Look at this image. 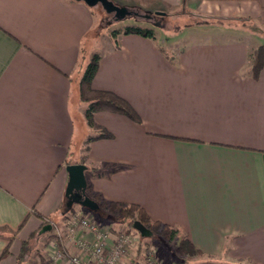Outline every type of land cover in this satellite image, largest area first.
Instances as JSON below:
<instances>
[{"label":"crops","instance_id":"crops-1","mask_svg":"<svg viewBox=\"0 0 264 264\" xmlns=\"http://www.w3.org/2000/svg\"><path fill=\"white\" fill-rule=\"evenodd\" d=\"M112 1L248 26L235 37L224 27L226 38L182 43L186 30L219 31L214 22L191 26L167 38L168 50L157 33L91 41L96 21L83 1L0 0V264H20L23 242L45 219L40 236L55 225L65 230L70 214L49 217L67 199L66 162L72 153L79 161L97 134L80 98L95 53L94 88L128 100L140 121L94 114L112 134L90 144L94 190L177 227L201 250L194 260L264 264V69L258 79L250 72L252 52L264 43V0ZM64 232L63 246L73 248Z\"/></svg>","mask_w":264,"mask_h":264},{"label":"rangeland","instance_id":"rangeland-1","mask_svg":"<svg viewBox=\"0 0 264 264\" xmlns=\"http://www.w3.org/2000/svg\"><path fill=\"white\" fill-rule=\"evenodd\" d=\"M117 4V3H116ZM91 10L93 11L94 17H95V29L91 31L90 37L91 41H93V37L100 34L103 36H112V32L115 29H122L129 25H138L141 27H147V28H153L157 35L159 36L157 40L161 44L164 43V46L170 50L171 45L167 42V38H171L174 34L179 32L180 30L184 31L186 28L191 26L200 25L202 23L208 24L210 22H214L216 26H219V31L214 30L212 32H204L199 31L196 28L186 30L183 32L181 38L182 43H186L189 40H201L205 38H226L228 35L231 37H235L239 35V31L235 30L238 26L247 25V24H240L238 22H233L230 19H210L208 22H206L205 19L201 17H197L192 15L191 13L185 12L184 9H180L177 11H166V15H156L155 12L151 14L152 16H148V13L144 10L139 9L138 7H130V10L136 11L137 14H131L127 17L116 20L115 16L112 14H108L104 8L101 5H97L95 7H91ZM164 25V27L162 26ZM248 26V25H247ZM224 27L234 28L233 32L231 30H222ZM227 29V28H226ZM212 30V29H211ZM191 31V32H190ZM224 31L228 32L227 34H224ZM227 35V36H225ZM100 47H97V50H99ZM82 154L86 153L84 149L81 150ZM79 160L82 157V155H76ZM67 199H64V202L62 205L66 206ZM75 210L81 211L84 209L80 205H75ZM74 210V211H75ZM91 212V211H90ZM58 215L54 216L53 220H58L61 215L60 212H58ZM93 216L100 221L103 225H106L110 228V231L113 234H120L122 232H127L133 234V242L132 245H130L129 250L126 252L127 255H124L122 258V262L119 264H134L135 258H137L136 255H141L142 259L140 264H144V261L146 257H148L150 254L153 256L154 260H156L159 264H182L183 259H186V256L182 255L178 249V243L176 240L167 243L164 242L163 239L160 237H154V236H147L145 238H141L138 231L132 230L130 228H127V226L122 223L121 221L115 220L112 216H106L102 217L98 212H91ZM65 219L67 217H64ZM47 222H49L47 219H45L40 226V228L34 232L27 240L29 241L28 244V253L24 259L20 262V264H43L42 260L40 259V255L44 256L48 259L51 249L49 248V244L51 241L56 240L57 232H53L50 234H44L40 236L39 232L40 229L45 225ZM64 222V221H63ZM64 227V226H63ZM65 228V227H64ZM64 233H66V229L62 230ZM63 241V240H62ZM23 246V245H22ZM109 251V249H108ZM39 254V255H38ZM172 255H175L173 257L174 261L172 260ZM19 256V255H18ZM196 257V256H195ZM187 260V259H186ZM183 264H206L200 262V260H194L193 258L191 260H187L186 263Z\"/></svg>","mask_w":264,"mask_h":264},{"label":"trees","instance_id":"trees-1","mask_svg":"<svg viewBox=\"0 0 264 264\" xmlns=\"http://www.w3.org/2000/svg\"><path fill=\"white\" fill-rule=\"evenodd\" d=\"M143 10V9H141ZM153 14V13H150ZM166 15V14H165ZM164 27V25H162ZM138 34L150 39L155 40L157 38L156 32L153 28L141 27L138 25H129L122 29H115L112 32V37L117 41L119 34ZM101 60V54L95 53L92 55L87 66L85 67L84 73L80 81V98L81 101L86 103V109L84 112L85 119L90 128L94 129L97 134H91L87 137L82 148L86 153L82 154L81 160L76 161L73 158V153L66 162L67 164L71 163H84L87 165L89 160L90 144L95 139L100 138H111L112 134L107 131L105 128L96 124L94 120V114L98 111H111L119 114H124L133 118L136 121H140V117L134 107L130 104L128 100L120 96L119 94L103 89H96L93 86V79L95 78ZM264 69V43L255 48L252 52V65L250 72L253 78L258 79L261 75L260 72ZM88 170L86 171L88 187L87 193L98 202L100 209L97 211L100 216H112L115 220L121 221L124 223L127 228L136 230L134 223L139 221L141 222L148 230H150L151 235L154 237H160L164 242L170 243L176 238L180 237L178 243V249L180 253L186 256L187 260H191L195 256H203L201 250L197 249L186 236L180 235V230L170 224L161 222L159 220H154L148 214V212L139 204L136 203H123L119 201H112L106 199L103 194L94 190L92 182L89 180L88 176L91 173H99L96 168H91L89 165ZM75 207V206H74ZM67 209V206L61 205L60 214L69 215L74 212L75 208ZM86 209V208H84ZM88 210V209H86ZM90 211V210H88ZM92 212V211H91ZM50 221L54 219V216L49 217ZM137 231V230H136ZM141 238L147 236L141 235L138 231ZM56 241L60 247H63L62 238L56 236ZM22 251L19 255L20 262L24 259L28 253V244L29 241L25 240L23 242ZM7 252V250H6ZM134 264L141 263V255H136ZM183 259L182 264L186 263L187 260ZM46 261V260H45Z\"/></svg>","mask_w":264,"mask_h":264},{"label":"built area","instance_id":"built-area-1","mask_svg":"<svg viewBox=\"0 0 264 264\" xmlns=\"http://www.w3.org/2000/svg\"><path fill=\"white\" fill-rule=\"evenodd\" d=\"M63 225L66 237L73 242V248L60 247L56 240L51 241L46 264H90L89 258L95 259L99 264H119L133 242V234H113L108 226L103 225L86 209L72 212ZM55 227L57 235L63 240L62 231L56 225ZM86 234H92V238H87ZM144 264L159 263L150 254Z\"/></svg>","mask_w":264,"mask_h":264},{"label":"water","instance_id":"water-1","mask_svg":"<svg viewBox=\"0 0 264 264\" xmlns=\"http://www.w3.org/2000/svg\"><path fill=\"white\" fill-rule=\"evenodd\" d=\"M83 1L88 6L95 7L101 5L108 14L115 16L116 20L123 19L131 14H137L136 11L130 10L127 6H120L112 0H77ZM156 15H165L164 11H156ZM148 16H152L148 13ZM67 171L69 175L65 196L67 198V209H71L75 205H80L90 211L97 212L100 206L96 200H94L88 193V181L86 171L88 166L84 163H71L67 165ZM134 227L143 236L151 235L148 230L141 222L137 221L134 223Z\"/></svg>","mask_w":264,"mask_h":264}]
</instances>
